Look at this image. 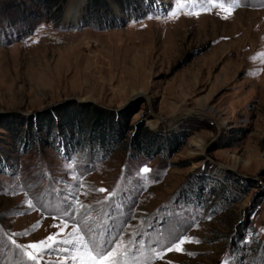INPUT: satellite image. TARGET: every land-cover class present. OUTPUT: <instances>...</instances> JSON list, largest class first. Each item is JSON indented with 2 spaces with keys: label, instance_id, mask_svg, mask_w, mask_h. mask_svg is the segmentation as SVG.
Returning <instances> with one entry per match:
<instances>
[{
  "label": "rangeland",
  "instance_id": "374dc122",
  "mask_svg": "<svg viewBox=\"0 0 264 264\" xmlns=\"http://www.w3.org/2000/svg\"><path fill=\"white\" fill-rule=\"evenodd\" d=\"M93 107L127 144L186 138L76 153L63 118ZM50 235L40 264H80V237L120 264H264V0H0V264Z\"/></svg>",
  "mask_w": 264,
  "mask_h": 264
},
{
  "label": "trees",
  "instance_id": "16d2710c",
  "mask_svg": "<svg viewBox=\"0 0 264 264\" xmlns=\"http://www.w3.org/2000/svg\"><path fill=\"white\" fill-rule=\"evenodd\" d=\"M119 116L94 107L91 110H84L81 115L73 113L65 116L63 122L68 128L72 129L74 134L70 147L76 153L90 152L91 155H95V157L99 155L104 159L122 145H129V148L136 155L150 158L152 154L159 156L176 153L181 147L182 140L186 138L185 135H182L172 139H163L157 135H152L146 129H142L139 131V135L127 144L124 138L129 131L127 128L128 123L127 120L121 119ZM49 125H52V123ZM212 189L208 192L211 193L210 196L212 195L213 198L216 192ZM202 192L195 196L199 199L203 198ZM208 192L206 193L207 196L209 195ZM217 196L221 201L228 198L225 192L220 195L217 194Z\"/></svg>",
  "mask_w": 264,
  "mask_h": 264
},
{
  "label": "snow or ice",
  "instance_id": "6c2138e0",
  "mask_svg": "<svg viewBox=\"0 0 264 264\" xmlns=\"http://www.w3.org/2000/svg\"><path fill=\"white\" fill-rule=\"evenodd\" d=\"M212 2V0H210ZM223 8V5L220 6ZM225 12H231V9L223 8ZM149 169L145 168L144 172H148ZM99 191H106L105 189H100ZM71 209L69 205L68 209H65V215ZM63 226V225H62ZM194 241L192 238L181 235L170 245L164 248L163 252H182L184 251L183 245L185 243H192ZM15 243V241H13ZM68 241L57 242L55 237L50 235L46 240H40L35 243H29L27 245L17 244L16 247L25 252L28 258L34 262V264H40V260L49 256L57 250L61 249V244H67ZM115 245V247H113ZM75 251L80 255V264H120L117 255L120 252V245L116 238L111 240L104 239L102 241H85L83 237H80L78 241L75 242Z\"/></svg>",
  "mask_w": 264,
  "mask_h": 264
},
{
  "label": "bare ground",
  "instance_id": "6f19581e",
  "mask_svg": "<svg viewBox=\"0 0 264 264\" xmlns=\"http://www.w3.org/2000/svg\"><path fill=\"white\" fill-rule=\"evenodd\" d=\"M70 18L75 19V16L73 15V17H70Z\"/></svg>",
  "mask_w": 264,
  "mask_h": 264
}]
</instances>
